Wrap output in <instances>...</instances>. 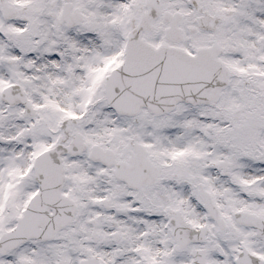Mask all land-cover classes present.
Segmentation results:
<instances>
[{
  "label": "snow or ice",
  "instance_id": "snow-or-ice-1",
  "mask_svg": "<svg viewBox=\"0 0 264 264\" xmlns=\"http://www.w3.org/2000/svg\"><path fill=\"white\" fill-rule=\"evenodd\" d=\"M0 264H264V0H0Z\"/></svg>",
  "mask_w": 264,
  "mask_h": 264
}]
</instances>
